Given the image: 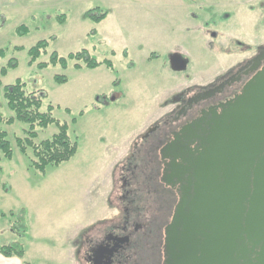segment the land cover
<instances>
[{
  "label": "rangeland",
  "instance_id": "1",
  "mask_svg": "<svg viewBox=\"0 0 264 264\" xmlns=\"http://www.w3.org/2000/svg\"><path fill=\"white\" fill-rule=\"evenodd\" d=\"M189 5V15L196 10L204 17L198 28H189ZM97 6L108 12L100 22L85 14ZM20 24L29 27L26 34L17 32ZM43 38L49 40L47 50L30 64L28 49ZM262 42L264 0H172L164 6L149 0H0V47L7 50L0 68L10 58L18 61L0 74V116L14 115L4 86L21 78L27 90L46 93L43 109L52 103L54 116L69 123L79 143L70 159L41 172L30 164L31 146L24 153L17 144L29 123L0 119L14 152L7 158L0 149V179L6 183L0 184V208L9 213L25 207L31 232L30 239L16 235L6 216L0 221V241H24L21 264H80L74 255L78 232L105 213L103 193L112 165L131 137L162 113L159 102L179 85L211 80ZM83 48L98 60L112 59L114 68L104 63L77 68L71 59L66 67L38 66L50 61L53 51L67 56ZM174 52L185 56V68H172ZM56 74L68 80L57 82ZM36 129L39 142L58 127Z\"/></svg>",
  "mask_w": 264,
  "mask_h": 264
},
{
  "label": "flooded vegetation",
  "instance_id": "2",
  "mask_svg": "<svg viewBox=\"0 0 264 264\" xmlns=\"http://www.w3.org/2000/svg\"><path fill=\"white\" fill-rule=\"evenodd\" d=\"M262 78L264 42L211 80L179 85L159 102L162 113L131 137L112 165L105 213L78 232L80 264H264V227L247 222L258 175L264 183L258 167L264 162V98L263 137L247 169L246 192L242 164L237 159L232 167L229 153L243 109L264 93ZM234 181L239 195L230 207ZM234 208L239 215L229 228Z\"/></svg>",
  "mask_w": 264,
  "mask_h": 264
},
{
  "label": "trees",
  "instance_id": "3",
  "mask_svg": "<svg viewBox=\"0 0 264 264\" xmlns=\"http://www.w3.org/2000/svg\"><path fill=\"white\" fill-rule=\"evenodd\" d=\"M86 16L94 22H100L108 14L107 10L100 6L90 8L85 12ZM58 19L63 22L66 19L65 14L58 15ZM19 34H26L29 27L26 24H20L16 28ZM49 40L46 38L38 40L33 46L28 49L30 56L29 63L33 64L42 54L47 50ZM21 48V46H16ZM6 48L0 47V58L6 56ZM125 55L128 52L125 51ZM75 60V67L81 68L87 66L94 68L104 63L109 68H114V63L110 58H104L98 60L93 56L88 49L83 48L76 52H70L67 56L60 55L57 51H53L50 55V61H39L38 66L46 67L49 62L60 63L66 67L69 60ZM83 61V63L81 62ZM135 64V62H131ZM18 61L16 58H10L6 65L0 68V74L5 75L9 67H16ZM57 82H66L68 80L67 75L56 74L54 76ZM0 84L2 80L0 78ZM4 96L7 99V103L14 115L3 118L2 121L6 123H12L16 119H20L29 123V128L25 132V136L17 137V144L20 150L24 153L27 152L29 146L32 148L33 157H31V165L41 172H45L48 165H58L63 161L70 159L78 150V140L74 139L70 135L69 123L56 118L53 114L54 105L50 103L47 109H43V96L46 93L41 89L37 91H29L26 88V83L21 78H17L15 82L4 86ZM75 121L76 118H73ZM55 123L58 130L50 137L45 138L39 142L35 141L38 135L37 126L47 127L49 124ZM0 149L7 158L13 157V148L11 141L8 138V132L5 129L0 128ZM1 167V165H0ZM0 184H6L0 179ZM10 217L9 228L16 235L23 239H30L31 232L30 226L27 220V209L20 207L18 210H11L6 213L0 208V221L6 217ZM0 252L5 256H17L23 258L26 253L25 243L23 240L10 241L2 243L0 241ZM25 264H30L25 262Z\"/></svg>",
  "mask_w": 264,
  "mask_h": 264
},
{
  "label": "water",
  "instance_id": "4",
  "mask_svg": "<svg viewBox=\"0 0 264 264\" xmlns=\"http://www.w3.org/2000/svg\"><path fill=\"white\" fill-rule=\"evenodd\" d=\"M171 65L174 69H182L187 66V59L185 56H183L180 52H174L171 55ZM260 88H264V79L259 80ZM253 93V92H252ZM264 98L263 90H260V95L258 96V101L255 99V104L253 107H249V104L243 109V113L239 116V124L237 130L234 131V133H237V139L232 140V143L234 146L231 147L229 150L230 153V159L232 158L233 161H231V166L236 167L237 163L235 160L239 159L240 163L237 165L238 167L240 164H242V169L244 171L242 181H241V187L242 191L244 188V192H246V186L248 185V175L249 172L247 169H249V166L253 164L255 157L260 151V145L263 137V129L258 125V121L260 120V117L262 115H259V110H262V100ZM237 110V109H235ZM250 111V112H247ZM237 120V119H236ZM258 127H260V132L256 131L258 130ZM238 142V143H237ZM235 144H237V147H235ZM240 144H243L240 146ZM232 154V155H231ZM260 169H264V162H262L259 166ZM263 174V173H262ZM264 175V174H263ZM263 176L258 175V179L256 182V194L257 199L255 200V206L251 207V210L248 214V221L257 222L259 225L264 227V183L263 179L261 178ZM232 190L235 194H228V206L235 207L236 204V187H235V181L233 182V187L229 189V191ZM260 192V194H259ZM245 196V194H243ZM239 206V205H238ZM234 210V211H233ZM228 212V225L229 228L231 222H235L237 220V215H239V212L235 210V208ZM234 214V215H233ZM251 223H248V225H252ZM253 227V225H252ZM230 257V256H229ZM231 258V257H230ZM229 264H237V261L232 260L229 261ZM263 264V263H260Z\"/></svg>",
  "mask_w": 264,
  "mask_h": 264
},
{
  "label": "crops",
  "instance_id": "5",
  "mask_svg": "<svg viewBox=\"0 0 264 264\" xmlns=\"http://www.w3.org/2000/svg\"><path fill=\"white\" fill-rule=\"evenodd\" d=\"M150 2L153 1L156 3V6L157 4H160L161 6H164V4H169L170 2H172V0H149ZM186 4V3H185ZM190 8H192L191 5H189L187 7V15L188 17L192 20L193 22V25H191L189 28L192 29V28H198L200 24H197L198 22L200 23V20L201 21V24L203 22V19L204 17L199 15L200 12L194 10L191 12L192 15H189L190 14ZM190 9V10H189ZM196 11V12H195ZM200 16V17H199ZM197 18V19H196ZM14 233V232H13ZM21 260L23 261L20 257H17V256H5L3 255L1 252H0V264H12V263H15V264H21V262L19 263L18 261Z\"/></svg>",
  "mask_w": 264,
  "mask_h": 264
}]
</instances>
